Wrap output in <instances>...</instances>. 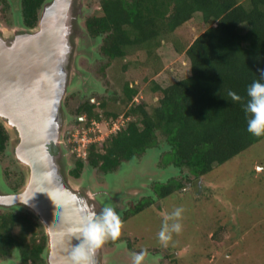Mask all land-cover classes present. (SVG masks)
I'll return each instance as SVG.
<instances>
[{
  "label": "trees",
  "instance_id": "trees-1",
  "mask_svg": "<svg viewBox=\"0 0 264 264\" xmlns=\"http://www.w3.org/2000/svg\"><path fill=\"white\" fill-rule=\"evenodd\" d=\"M42 1L20 0L24 27L35 26ZM196 16L203 29L186 46L175 42L177 51L188 59V76L165 87L152 81L157 101L151 111L145 102L129 104L137 88L123 82L120 103L130 105L125 113L128 121L100 149L95 143L87 147L89 168L99 166L109 175L153 149L162 168L171 167L177 174L186 170L200 179L264 140L247 131L240 102L227 95L232 89L246 96V87L264 69V0H100L99 12L86 19L85 27L90 38L101 40L102 54L113 61L124 59L131 49L153 57L165 36ZM77 113L84 114L88 123L99 120L89 99L79 105ZM109 116L113 120L117 114ZM7 139L0 124V155ZM82 161L75 159L72 176H78ZM182 187L181 181L169 178L155 182L152 189L165 199ZM151 204V199H142L126 218ZM32 221L24 210L0 211L1 259L17 251L21 264H45L41 258L44 238L35 240Z\"/></svg>",
  "mask_w": 264,
  "mask_h": 264
},
{
  "label": "rangeland",
  "instance_id": "rangeland-1",
  "mask_svg": "<svg viewBox=\"0 0 264 264\" xmlns=\"http://www.w3.org/2000/svg\"><path fill=\"white\" fill-rule=\"evenodd\" d=\"M6 1L5 4L0 1V32L9 36L16 29L11 8L18 1ZM77 3L80 5L77 15L80 16L79 25L74 26L75 38L71 36L79 52L73 65L76 82L69 86L62 101L59 147L51 145L50 151L56 155L62 149L64 162L68 164L67 182L80 195L88 189L87 183L92 184L89 187L91 191L97 190V187L98 190L105 188L109 194L129 191L122 195L123 205L116 208L124 222L121 235L102 245L103 255L109 260L114 258V264H132L131 254L146 249L147 255L142 264H264V140L215 167L200 179L194 178L186 170L177 174L171 167L162 168L160 158L157 159L158 151L148 150L140 157L138 169L131 171V165L123 167L127 174L122 177L129 180L125 189H121L124 183L122 178L116 180L113 188L108 187L105 176L96 168H89L87 160H84L91 143L100 149L118 128L125 127L128 121L125 113L129 104L145 102L148 111H151L156 105L151 91L152 81L165 87L174 80L188 76V59L177 51L175 42L186 46L194 40L203 29L198 16L175 30L171 36H165L153 57L146 55L144 50L131 49L124 59L109 61L100 50L102 42L91 46V52L85 54L89 58L81 55L82 49L78 45L82 42V33L86 32L85 21L99 12L100 0H75L73 13ZM42 10L43 7L38 10V18ZM92 53L97 56L94 57ZM123 82L134 84L137 88L134 100L126 105L115 97L122 93ZM88 99L94 105V113L99 114V121L91 119L88 123L84 114L77 113L79 105ZM99 103L102 105L98 106ZM109 113H116V119L112 120ZM7 135V143L0 155V175L6 185L16 191L22 185L24 173L14 159L13 134L8 132ZM78 157L83 159V168L74 177L70 171ZM169 178L181 181V192H175L165 199L159 198L152 186ZM142 199H151L152 204L135 217L126 218ZM177 207L183 208L182 230L174 232L165 245L158 233L164 214ZM32 217L34 238L40 241L44 236L45 247L44 229ZM27 233L30 236L31 232ZM10 259H14V255L0 258V262ZM42 260L46 264L45 259ZM18 262L21 264L20 260Z\"/></svg>",
  "mask_w": 264,
  "mask_h": 264
},
{
  "label": "water",
  "instance_id": "water-1",
  "mask_svg": "<svg viewBox=\"0 0 264 264\" xmlns=\"http://www.w3.org/2000/svg\"><path fill=\"white\" fill-rule=\"evenodd\" d=\"M17 1L11 8L15 31L9 36L0 32V124L13 134L14 159L24 179L21 187L12 191L0 175V209L29 212L46 235L41 254L46 264H71L70 252L78 243L75 237L80 212L88 208L100 211L105 203L117 208L123 205L122 195L129 191L109 194L103 187L91 191L92 184L87 183L88 189L80 195L67 182L68 164L62 149L56 155L50 151L51 145L59 147L62 101L76 82L73 65L79 52L73 35L74 26L79 25L80 5L77 3L76 11L67 15L75 0H47L37 26L26 28ZM80 38L81 55L89 58L85 54L101 40L90 38L86 32ZM125 174L121 167L106 175L107 186L113 188L122 178L121 189L128 188ZM13 255L14 259L0 264H19V253L14 251ZM96 262L114 264L115 259L106 258L101 247Z\"/></svg>",
  "mask_w": 264,
  "mask_h": 264
},
{
  "label": "clouds",
  "instance_id": "clouds-1",
  "mask_svg": "<svg viewBox=\"0 0 264 264\" xmlns=\"http://www.w3.org/2000/svg\"><path fill=\"white\" fill-rule=\"evenodd\" d=\"M227 95L234 102H240L246 117L247 131L256 137H264V69H259L256 76L246 87V96H241L232 89L227 90ZM183 208L177 207L164 214L159 239L167 245L172 239V234L182 230ZM123 220L120 213L111 203H105L100 211L95 208L84 209L79 215V224L75 237L78 243L73 245L70 252L71 264H97L96 253L102 245L109 240H116L121 235ZM147 255V250L131 254L132 264H142Z\"/></svg>",
  "mask_w": 264,
  "mask_h": 264
},
{
  "label": "flooded vegetation",
  "instance_id": "flooded-vegetation-1",
  "mask_svg": "<svg viewBox=\"0 0 264 264\" xmlns=\"http://www.w3.org/2000/svg\"><path fill=\"white\" fill-rule=\"evenodd\" d=\"M46 1H47V0H43V1H42V3H41L42 6H43V4H44ZM42 6H41V7H42ZM71 11H72V9L69 8L68 11H67V15H70ZM131 85H132V84H131ZM112 95H113V94H112ZM120 96H121V97H120ZM115 97H116V99H118L117 101L120 102V99H121L122 97H124V95L121 93V94L119 95V97H118V94H116ZM155 101H157L156 98H155ZM100 104H102V103H99L98 106H100ZM98 116H99V114H98ZM99 120H100V116H99ZM99 120H97V121H99ZM93 121H96V120L93 119ZM120 129H122V128H120ZM120 129L118 128L117 131H119ZM117 131H115L114 133H116ZM87 153H88V152H87V150H86V155H85V159H84V160H87ZM145 154H146V153H144V154H142V155L136 157L134 160H130V161L127 162L126 165H129V166L131 165V167L129 168L131 171H133L134 169H138L137 164H138L139 161H140V157L144 156ZM78 158H80V157H78ZM81 159H82V158H81ZM125 162H126V161H125ZM126 165H125V166H126ZM95 168H96V169H97L102 175L106 176L105 173L99 169V166H98V168H97V167H95ZM116 169H119V167L116 168ZM117 171H118V170H117ZM117 171L114 170L113 173H116ZM134 171H135V170H134ZM133 178H135V177H133ZM131 179H132V178H131ZM128 181H129V180H128ZM120 182H121V181H120ZM122 182H123V181H122ZM140 202H141V201H140ZM140 202H139V203H140ZM139 203H138V204H139ZM135 206H136V205H135ZM149 206H150V205H148L147 207H145L143 210L147 209ZM143 210H142V211H143ZM142 211H141V212H142ZM139 213H140V212H139ZM139 213H138V214H139ZM132 217H135V216H132ZM132 217H131V218H132ZM34 227H35V226H34ZM42 238H44V236H42ZM37 241H39V240H37ZM44 245H45V238H44ZM44 245H43V246H44Z\"/></svg>",
  "mask_w": 264,
  "mask_h": 264
},
{
  "label": "bare ground",
  "instance_id": "bare-ground-1",
  "mask_svg": "<svg viewBox=\"0 0 264 264\" xmlns=\"http://www.w3.org/2000/svg\"><path fill=\"white\" fill-rule=\"evenodd\" d=\"M49 23H51V21H50ZM52 25H53V24H52Z\"/></svg>",
  "mask_w": 264,
  "mask_h": 264
}]
</instances>
